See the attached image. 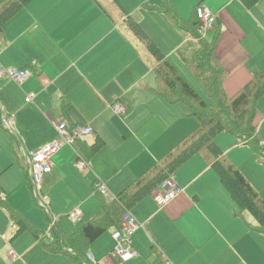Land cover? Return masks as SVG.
Masks as SVG:
<instances>
[{"label":"crops","instance_id":"0c3cea01","mask_svg":"<svg viewBox=\"0 0 264 264\" xmlns=\"http://www.w3.org/2000/svg\"><path fill=\"white\" fill-rule=\"evenodd\" d=\"M201 4L217 16L216 55L228 73L226 90L233 95L251 79L250 69H264V0L251 8L241 0H32L5 24L0 63L29 67L32 76L22 84L9 77L0 80V144L11 150L22 174L15 188L6 191L0 185L5 194L0 199V264H77L70 255L43 246V241L52 242V226L69 236L92 220H104L110 209L103 202L116 199L196 128L182 102L168 103L155 91V59L126 21H137L183 74L173 57L186 66L198 42L164 9L174 7L189 23ZM211 34L213 39L216 33ZM28 94L35 95L32 102L26 101ZM262 98L255 123L264 141ZM116 101L125 104V114L114 112ZM52 120L90 124L95 134L53 155L52 172L41 187L52 217L47 228L46 222L31 223L19 208L25 211L32 195L27 154L55 139ZM98 142L102 146L94 151ZM77 150L89 164L86 171L75 165ZM13 160L0 163V172ZM255 169L262 170L260 162ZM174 177L183 191L169 204L158 206L154 189L130 208L144 224L134 236L138 256L127 262L110 258L113 226L90 245L92 264H155L159 259L164 264H264V234L250 226L256 224L251 214L236 215V203L201 154L182 164ZM98 182L105 184L107 194L95 192ZM76 209L81 217L72 221L69 214ZM15 211L30 229L18 233L11 215Z\"/></svg>","mask_w":264,"mask_h":264},{"label":"trees","instance_id":"16d2710c","mask_svg":"<svg viewBox=\"0 0 264 264\" xmlns=\"http://www.w3.org/2000/svg\"><path fill=\"white\" fill-rule=\"evenodd\" d=\"M32 0H2L0 2V32ZM251 8L260 0H241ZM164 13L180 28H184L197 39L198 48L186 61V66L196 77L205 91V97L186 79L176 66L150 39L141 25L133 18H127V26L155 59L153 67L157 87L155 91L168 103L182 102L186 115L197 121L196 128L175 148L168 152L151 169L126 188L116 199L103 202L108 206V214L102 221H90L77 229L73 235L65 236L56 224L52 226V242L43 241V246L51 252L70 255L77 264H88V249L109 227L119 228L121 217L126 210L139 202L152 190L158 188L167 178L195 154H201L217 171L220 180L237 205L236 215L248 212L255 219L252 229L264 234V196L250 183L240 169L231 161L217 142V137L228 133L235 137L234 145H250L260 155L264 164V141L255 123L258 102L264 96V69H250L251 79L235 94L226 90L228 73L216 55L218 43L216 35L209 40L200 31L199 21L193 19L185 23L176 9L166 6ZM94 145V151L101 148ZM31 191L33 189L31 180ZM96 192V191H95ZM98 194V192H96ZM2 201H0L1 203ZM103 211V210H102ZM18 224V233L31 228V224L18 212L11 213ZM52 222V219H51ZM38 237L40 231L34 229ZM155 264H164L160 259Z\"/></svg>","mask_w":264,"mask_h":264},{"label":"built area","instance_id":"2783aa9c","mask_svg":"<svg viewBox=\"0 0 264 264\" xmlns=\"http://www.w3.org/2000/svg\"><path fill=\"white\" fill-rule=\"evenodd\" d=\"M196 16L199 21L200 31L202 33L208 31H214L217 27V16L204 4L199 5L195 9ZM32 76V71L29 67H5L0 63V80L5 77H9L16 81L18 84L24 83L28 78ZM35 98L34 94H28L26 96L27 102H32ZM115 113L125 114L126 106L121 101H116L112 106ZM57 130V136L49 143H46L39 149L28 152L27 159L30 164L32 185L35 195L40 205L47 211L44 200L41 199V187L44 183L46 175L52 172V157L63 146L74 147L77 143L88 142L95 134V129L90 124H69L67 121L52 120ZM76 167L80 171H86L89 164L87 160L77 150ZM95 191L101 195H105L108 192L107 187L103 183L95 184ZM183 191L182 187L175 180L174 175L165 179L158 188L153 192V198L156 204L160 207H164L171 201L176 199ZM0 199L5 200V194L0 192ZM70 218L74 221H78L81 217V211L79 209L73 210L69 214ZM56 218L54 219L55 224ZM144 224L141 223L130 210H126L121 217L119 228L114 232L115 247L112 251V255L120 262H127L134 257L138 256V251L134 246V236L136 232L143 228ZM14 250H10V255L14 256ZM88 264H92L93 257L88 254Z\"/></svg>","mask_w":264,"mask_h":264},{"label":"rangeland","instance_id":"374dc122","mask_svg":"<svg viewBox=\"0 0 264 264\" xmlns=\"http://www.w3.org/2000/svg\"><path fill=\"white\" fill-rule=\"evenodd\" d=\"M211 35H212L211 31L205 32V37L207 39H211ZM171 48H172V44L171 42H169L167 49L170 50ZM173 59L177 62L178 67L183 71V74H185V77L187 78V80L201 93L203 97H205L206 95H205V91L203 87L198 82V80L193 76V74L188 69L185 68L186 67L185 64L182 63L181 61H178L177 56H174ZM262 99L263 98H261L260 100ZM261 134L264 136L263 132H261ZM220 138L222 142V144L220 145L222 147L223 152L227 154V157L231 161H233L235 165H237L238 167L240 166L246 172V174H248V176H250L251 178H253L255 182H257L258 184L257 190L264 196V164L262 163V160L260 159V155L257 154L251 146L235 147L233 144H235L236 139L231 134L223 133L221 134ZM0 148H1L0 163L4 162L5 159L7 161L13 160L14 156L11 150L10 149L7 150L5 148L4 143L0 144ZM257 162L258 163L260 162V165L262 167V170H260L259 173H257L255 169V163ZM8 167L4 171L0 172V185H2L6 191H8L9 188H15V186H17L19 179L21 178V175H22L19 170L20 168L17 166V160L15 158ZM46 191L49 192L48 188L44 189V192ZM53 195H54V192H53ZM19 202L22 205H24L22 201H19ZM25 206H27L26 207L27 209L25 211L20 208L19 210L23 212L25 217L28 218L31 223H33L36 226H40V223L45 224L46 222V225H48L47 228L51 225L52 217L40 205L35 195L34 190H32V195L30 194V203L29 204L27 203V205ZM71 220L74 221L72 218ZM67 222L70 223L69 226L73 227L74 222H71L68 220ZM109 256L111 259L114 260L115 257L112 254H110Z\"/></svg>","mask_w":264,"mask_h":264}]
</instances>
